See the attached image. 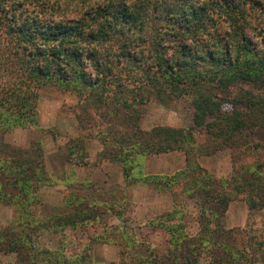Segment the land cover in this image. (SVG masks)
Returning a JSON list of instances; mask_svg holds the SVG:
<instances>
[{
	"label": "trees",
	"instance_id": "obj_1",
	"mask_svg": "<svg viewBox=\"0 0 264 264\" xmlns=\"http://www.w3.org/2000/svg\"><path fill=\"white\" fill-rule=\"evenodd\" d=\"M46 85L75 91L107 123L98 133L102 156L121 164L125 196L88 190L68 198L71 212L37 220L30 206L47 178L43 153L5 144L0 209L14 206L15 219L0 226L1 253L14 254L15 264H97L90 245L69 252L65 242L37 243L38 233L80 228L104 213L124 221L126 193L142 182L172 195V210L146 224L169 234L168 247L160 255L126 227L123 237L103 233L96 239L120 246V261L106 264H264V234L251 224L226 226L229 203L240 195L250 214L264 209V142L255 139L264 130V0H0L1 132L36 123ZM151 93L162 104L190 97L195 126L234 151L229 176L199 163L205 146L194 127L141 126L140 106ZM225 103L230 111H222ZM172 151L186 154L184 167L144 172V158ZM241 152L262 157L240 161ZM181 199L199 204L195 236L184 231Z\"/></svg>",
	"mask_w": 264,
	"mask_h": 264
},
{
	"label": "rangeland",
	"instance_id": "obj_2",
	"mask_svg": "<svg viewBox=\"0 0 264 264\" xmlns=\"http://www.w3.org/2000/svg\"><path fill=\"white\" fill-rule=\"evenodd\" d=\"M231 106V103H225L222 111H230ZM140 107V123L144 129L157 125L194 127L198 143L205 146V149L200 151L199 163L217 178L227 177L232 173L234 151L221 147L208 138L203 128L195 126V109L190 97L167 99V102L162 104L160 98L151 93L149 100ZM37 113L35 124L26 122L27 124L15 126L6 133L0 131V156H4L8 151L5 144L27 150L37 149L43 153L47 178L40 182L35 193L37 201L30 206L32 217L45 220L54 215L71 212L73 206L67 203L68 198L86 194L88 190L107 193L108 200H114L115 196H125L119 192V188L124 185L121 164L102 156L104 144L102 136L98 137V133L106 129L107 123L100 118L96 108L82 103L75 91L46 85L40 92ZM257 133L255 139L264 142V130L259 129ZM245 154L241 152L240 161L253 162L262 157L261 153L256 152ZM33 157L39 160L36 154ZM185 162L186 154L181 151L150 155L143 160L144 172L171 175L184 167ZM124 200V221L114 214L104 213L96 221L80 228H67L64 232L57 233L39 232L36 242L50 247H58L65 242L69 252L80 251L90 245L97 264L118 262L119 244L96 238L103 233L111 234L110 237H123L121 229L126 227L129 229L128 234L131 235V231L135 230L140 240L149 241L158 247L160 255L164 253L169 244V234L146 224L154 217L172 210L171 193L158 190L153 184L136 182L130 186ZM180 202L185 207L184 231L190 236H195L200 230L199 204L194 199H181ZM104 207L101 205L100 209ZM14 217V206L3 205L0 209V226H10ZM249 224L264 234V209L250 214L246 198L240 195L229 203L226 226L245 228ZM202 258L204 261L206 257ZM15 260L14 254L0 252V264H15Z\"/></svg>",
	"mask_w": 264,
	"mask_h": 264
}]
</instances>
